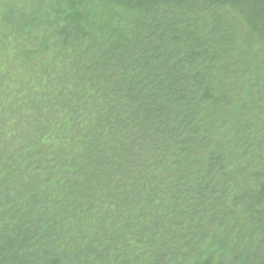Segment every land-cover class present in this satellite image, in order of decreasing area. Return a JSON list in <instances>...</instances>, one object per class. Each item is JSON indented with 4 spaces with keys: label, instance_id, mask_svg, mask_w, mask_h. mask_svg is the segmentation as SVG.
Listing matches in <instances>:
<instances>
[{
    "label": "trees",
    "instance_id": "16d2710c",
    "mask_svg": "<svg viewBox=\"0 0 264 264\" xmlns=\"http://www.w3.org/2000/svg\"><path fill=\"white\" fill-rule=\"evenodd\" d=\"M0 264H264V0H0Z\"/></svg>",
    "mask_w": 264,
    "mask_h": 264
}]
</instances>
